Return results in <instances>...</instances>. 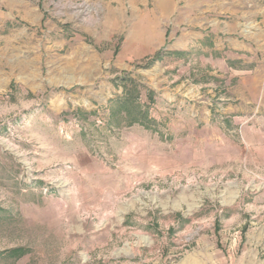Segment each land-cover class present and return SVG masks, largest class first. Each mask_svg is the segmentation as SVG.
<instances>
[{"label": "rangeland", "instance_id": "374dc122", "mask_svg": "<svg viewBox=\"0 0 264 264\" xmlns=\"http://www.w3.org/2000/svg\"><path fill=\"white\" fill-rule=\"evenodd\" d=\"M0 264H264V0H0Z\"/></svg>", "mask_w": 264, "mask_h": 264}]
</instances>
